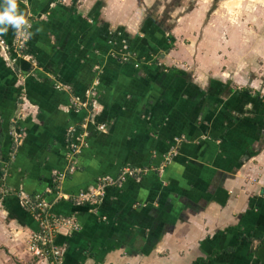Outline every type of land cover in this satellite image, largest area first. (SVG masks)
<instances>
[{"label": "crops", "instance_id": "1", "mask_svg": "<svg viewBox=\"0 0 264 264\" xmlns=\"http://www.w3.org/2000/svg\"><path fill=\"white\" fill-rule=\"evenodd\" d=\"M141 2L15 0L27 42L14 62L18 29L0 24V264H51L26 251L39 221L21 192L76 219L58 264H264L260 61L203 55L211 31L182 0ZM125 167L144 172L118 182Z\"/></svg>", "mask_w": 264, "mask_h": 264}, {"label": "rangeland", "instance_id": "2", "mask_svg": "<svg viewBox=\"0 0 264 264\" xmlns=\"http://www.w3.org/2000/svg\"><path fill=\"white\" fill-rule=\"evenodd\" d=\"M141 1L144 0H140V4ZM182 1L189 6L188 9L196 11L199 15L198 27H209L211 31L210 34L200 36V39L207 36L205 47L202 49L203 55L216 52L218 47V56L222 57L223 61H260L258 76L263 78L264 0ZM260 90L263 94L264 81L260 82Z\"/></svg>", "mask_w": 264, "mask_h": 264}, {"label": "built area", "instance_id": "3", "mask_svg": "<svg viewBox=\"0 0 264 264\" xmlns=\"http://www.w3.org/2000/svg\"><path fill=\"white\" fill-rule=\"evenodd\" d=\"M26 42H27V33L25 30H22L19 28L17 30L15 39L12 43L16 55L8 56V59L11 61H16V58H19L23 55V51L26 48ZM110 43L114 47H117L119 49V57L123 61H129L131 58H133V55H131L129 43L127 42V39L122 36V34L119 31H112L110 35ZM10 44L7 43L4 39L0 38V47L3 50V52L9 54L10 52ZM101 129H104L103 127H100ZM73 129H71L72 131ZM70 131V132H71ZM178 141V140H177ZM180 141V140H179ZM21 143V134L19 133L18 129L16 127L13 129V148L17 149ZM71 150H70V161L71 166L68 167L66 170L58 171L55 173L56 175V181L57 183H60L68 173H72L74 171V165L75 163L74 157L75 154L78 153L79 149L75 147L74 144H71ZM73 159V160H72ZM166 161L170 160V157H165ZM6 169V168H5ZM143 170V169H142ZM141 169H129V167H125L122 170L121 175L118 177V182L124 181L126 179V176L128 173H134V172H140ZM144 172V171H142ZM0 178H3V176H0ZM54 191V189H53ZM19 202L22 207L29 210L34 217L37 218L39 221V227L37 230L31 232L26 240V251L35 257H38L40 259H44L49 261L51 264H58L59 259L62 255V249L56 242V238L58 235V232L61 229H66L68 232L75 230L78 225L77 221L73 217H66V216H57L50 213L51 210V202L48 199L47 195L45 193H34V194H26V193H19ZM57 197H61L62 195L58 192H56ZM102 194L100 192L98 193H84L79 192L75 195V199L79 202H86V201H100L102 198Z\"/></svg>", "mask_w": 264, "mask_h": 264}, {"label": "clouds", "instance_id": "4", "mask_svg": "<svg viewBox=\"0 0 264 264\" xmlns=\"http://www.w3.org/2000/svg\"><path fill=\"white\" fill-rule=\"evenodd\" d=\"M0 24L11 25L15 29L25 25L23 15L17 14L15 0H6V6L0 9Z\"/></svg>", "mask_w": 264, "mask_h": 264}, {"label": "trees", "instance_id": "5", "mask_svg": "<svg viewBox=\"0 0 264 264\" xmlns=\"http://www.w3.org/2000/svg\"><path fill=\"white\" fill-rule=\"evenodd\" d=\"M1 167H2V166H1ZM0 170H1V168H0ZM2 174H3V171L1 170V171H0V175H2Z\"/></svg>", "mask_w": 264, "mask_h": 264}]
</instances>
